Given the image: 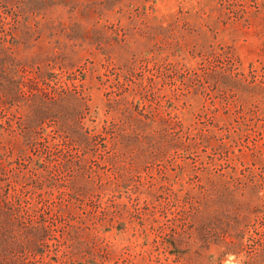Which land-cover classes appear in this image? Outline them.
Returning a JSON list of instances; mask_svg holds the SVG:
<instances>
[{
	"label": "rangeland",
	"instance_id": "obj_1",
	"mask_svg": "<svg viewBox=\"0 0 264 264\" xmlns=\"http://www.w3.org/2000/svg\"><path fill=\"white\" fill-rule=\"evenodd\" d=\"M0 264H264V0H0Z\"/></svg>",
	"mask_w": 264,
	"mask_h": 264
}]
</instances>
